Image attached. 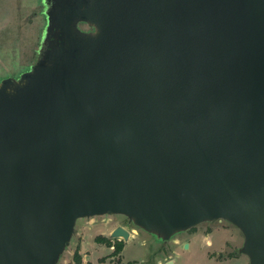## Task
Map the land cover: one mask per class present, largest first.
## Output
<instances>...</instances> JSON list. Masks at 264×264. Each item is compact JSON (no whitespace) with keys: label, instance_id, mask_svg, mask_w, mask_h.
I'll list each match as a JSON object with an SVG mask.
<instances>
[{"label":"water","instance_id":"water-1","mask_svg":"<svg viewBox=\"0 0 264 264\" xmlns=\"http://www.w3.org/2000/svg\"><path fill=\"white\" fill-rule=\"evenodd\" d=\"M72 3L46 60L0 87V264H57L104 215L164 242L231 222L264 264V0Z\"/></svg>","mask_w":264,"mask_h":264},{"label":"rangeland","instance_id":"rangeland-1","mask_svg":"<svg viewBox=\"0 0 264 264\" xmlns=\"http://www.w3.org/2000/svg\"><path fill=\"white\" fill-rule=\"evenodd\" d=\"M71 5L72 0H0V87L6 81L21 83L38 61L46 60L68 31L64 15ZM70 26L85 34L94 31L81 22ZM118 226L129 232L128 241L113 239L109 248L98 243L96 238L109 239ZM70 239L57 264H74L76 249L82 264H249L248 256L238 252L243 234L227 221H207L164 242L124 216H93L76 220Z\"/></svg>","mask_w":264,"mask_h":264},{"label":"trees","instance_id":"trees-1","mask_svg":"<svg viewBox=\"0 0 264 264\" xmlns=\"http://www.w3.org/2000/svg\"><path fill=\"white\" fill-rule=\"evenodd\" d=\"M96 239H97L98 243L105 245L107 248L113 246L111 244V242H112L111 239H107V238H103V237H98ZM120 252H121V248L120 247H117L116 253H120ZM72 257H73V263L74 264H82V258L78 254V249L75 250V252H74V254H73Z\"/></svg>","mask_w":264,"mask_h":264},{"label":"flooded vegetation","instance_id":"flooded-vegetation-1","mask_svg":"<svg viewBox=\"0 0 264 264\" xmlns=\"http://www.w3.org/2000/svg\"><path fill=\"white\" fill-rule=\"evenodd\" d=\"M127 222H128V223H130V221H129V220H127ZM115 228H116V227H115ZM115 228H114V229H115Z\"/></svg>","mask_w":264,"mask_h":264}]
</instances>
